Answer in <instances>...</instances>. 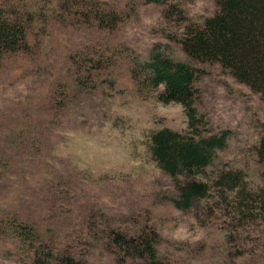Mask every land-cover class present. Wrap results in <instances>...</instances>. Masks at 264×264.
Wrapping results in <instances>:
<instances>
[{
    "label": "rangeland",
    "instance_id": "1",
    "mask_svg": "<svg viewBox=\"0 0 264 264\" xmlns=\"http://www.w3.org/2000/svg\"><path fill=\"white\" fill-rule=\"evenodd\" d=\"M94 1L120 14L117 27L80 24L77 8L63 19L64 0H0L32 16L30 48L0 57V264H264V98L181 44L217 1L172 0L185 21L167 19L159 3ZM159 44L199 70L196 129L181 104L159 101L162 86L140 89L133 78L132 57L148 60ZM163 127L230 131L194 174L209 190L189 209L173 204L177 179L151 154ZM235 172L236 189L221 182ZM116 232L152 241L155 259L116 243Z\"/></svg>",
    "mask_w": 264,
    "mask_h": 264
},
{
    "label": "trees",
    "instance_id": "2",
    "mask_svg": "<svg viewBox=\"0 0 264 264\" xmlns=\"http://www.w3.org/2000/svg\"><path fill=\"white\" fill-rule=\"evenodd\" d=\"M164 5L167 19L186 20L184 10L172 0H145ZM218 11L207 17L203 25L187 24L181 44L183 50L200 61L218 62L239 82L248 85L264 98V0H216ZM79 7V8H78ZM79 10V23L115 28L120 14L104 2L64 0L60 9L65 14ZM32 17V16H31ZM26 18L6 5H0V57L7 52L27 51L28 28L32 18ZM132 74L138 87L160 88L157 98L163 103H179L188 118L189 127L196 129L201 116L196 106L198 89L195 82L199 70L179 60L156 45L148 60L132 57ZM142 88V90H143ZM230 131L208 136L185 134L169 127L154 131L150 136V150L159 167L177 179V196L173 204L182 210L189 209L208 194V185L196 179L195 173L212 162L217 150L227 146ZM258 160L264 164V138L257 148ZM185 176V179H179ZM221 182L232 183L233 189L242 184L241 173H225ZM252 195L257 190L251 189ZM32 231V230H31ZM116 243L126 245L140 256L155 259V246L145 238L128 239L116 232ZM57 264H82L72 257H63Z\"/></svg>",
    "mask_w": 264,
    "mask_h": 264
}]
</instances>
